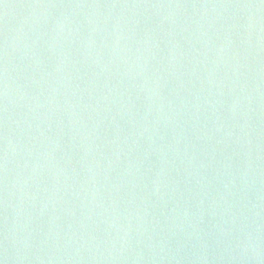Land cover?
<instances>
[{"label": "water", "instance_id": "water-1", "mask_svg": "<svg viewBox=\"0 0 264 264\" xmlns=\"http://www.w3.org/2000/svg\"><path fill=\"white\" fill-rule=\"evenodd\" d=\"M0 264H264V0H0Z\"/></svg>", "mask_w": 264, "mask_h": 264}]
</instances>
